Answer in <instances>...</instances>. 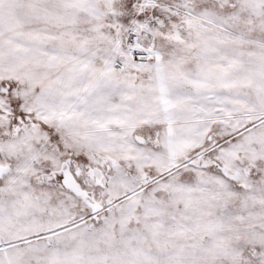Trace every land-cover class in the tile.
<instances>
[{
  "label": "snow or ice",
  "instance_id": "1",
  "mask_svg": "<svg viewBox=\"0 0 264 264\" xmlns=\"http://www.w3.org/2000/svg\"><path fill=\"white\" fill-rule=\"evenodd\" d=\"M0 264H264V0H0Z\"/></svg>",
  "mask_w": 264,
  "mask_h": 264
}]
</instances>
